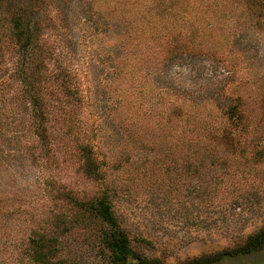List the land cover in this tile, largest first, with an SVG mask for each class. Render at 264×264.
<instances>
[{"label": "rangeland", "instance_id": "rangeland-1", "mask_svg": "<svg viewBox=\"0 0 264 264\" xmlns=\"http://www.w3.org/2000/svg\"><path fill=\"white\" fill-rule=\"evenodd\" d=\"M100 199L142 257L264 264V0H0V264H109Z\"/></svg>", "mask_w": 264, "mask_h": 264}, {"label": "trees", "instance_id": "trees-1", "mask_svg": "<svg viewBox=\"0 0 264 264\" xmlns=\"http://www.w3.org/2000/svg\"><path fill=\"white\" fill-rule=\"evenodd\" d=\"M25 12L26 11L24 9H22V12H17V14L12 20L13 32L16 36V39L18 41V47L20 49L19 54L22 55L18 63V70L20 73L18 75V78H20V82L23 85L28 84V82L26 81V77L33 76V73H27L24 69L25 65L29 61V56L32 54V51L34 50L36 45L43 41L41 19L36 16L34 20L28 21L23 16V13ZM47 66L48 65H46L45 62L44 68L46 67L47 69ZM41 75H43V70L40 71V74H37L36 81L34 80V86H36L35 91H33L28 85L26 86V88L29 93L32 94L34 102H53L54 100H50V98L48 99L47 97H44L43 94L40 93V91L38 90L40 86L39 79ZM52 75L54 77L59 74ZM59 80L60 85L63 87V91L64 89L66 91H64V93H66L65 96L68 97V95H71L72 91L67 82H65L66 78L60 75L54 81ZM41 111L42 113H44L45 107ZM95 210L97 211L101 219L110 226L103 234L104 246L109 251V264H161L158 259L142 257L133 251V249L129 246L126 235L121 231L117 230L115 216L107 202L102 199L98 200V202L95 204ZM263 242L264 228L260 229L254 236L250 237L242 246V249L244 250V252H246L251 248L260 246V244ZM231 252H233V250H224L214 254L202 255L186 260L181 264H210L213 261L220 259L224 255H230Z\"/></svg>", "mask_w": 264, "mask_h": 264}]
</instances>
